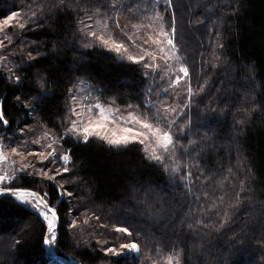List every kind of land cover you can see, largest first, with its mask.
<instances>
[{
	"label": "trees",
	"instance_id": "trees-1",
	"mask_svg": "<svg viewBox=\"0 0 264 264\" xmlns=\"http://www.w3.org/2000/svg\"><path fill=\"white\" fill-rule=\"evenodd\" d=\"M113 2L115 9L105 7L108 0H0V19L20 13L25 24L0 31V39L8 38L0 47V108L8 121L0 123V139L37 149L44 131L57 132L56 156L42 164L51 172L69 169L57 181L25 171L10 183L47 194L59 216L56 254L80 264H150L173 250L181 264H264V0H172L169 12L168 0ZM97 9L147 24L146 9L148 16H162L166 28L174 10L177 55L192 89L190 102L187 87L180 109L167 117L180 136L178 171L172 161L165 170L147 159L138 144H84L64 132L71 90L80 80L92 100L143 111L147 89L154 113L167 98V79L158 69L146 82L141 65L84 47L81 21ZM109 27L115 29L111 20ZM68 149L64 165L59 157ZM58 183L71 195L59 194ZM72 221L78 226L70 227ZM46 224L28 203L0 195V264H64L45 247ZM131 240L139 242V254L106 251Z\"/></svg>",
	"mask_w": 264,
	"mask_h": 264
},
{
	"label": "snow or ice",
	"instance_id": "snow-or-ice-1",
	"mask_svg": "<svg viewBox=\"0 0 264 264\" xmlns=\"http://www.w3.org/2000/svg\"><path fill=\"white\" fill-rule=\"evenodd\" d=\"M154 2L159 4L160 0H154ZM171 4L172 0H168V4L164 9L165 12H169ZM105 7L115 9L117 6L113 0H108V4L105 5ZM131 7L132 6L129 5V8ZM143 12L145 19L151 23L144 24V21H140L139 17H134V19H137L139 22L137 24H132V28L138 30L143 24L144 27L151 30L152 25L157 20L163 19V17L158 13L148 16L146 9H144ZM170 14L173 16V22L168 25L167 30H165L163 25H160L159 30L154 33L156 37L155 39H151V37L143 39L138 45L136 41L124 31V28H127L128 25H125L124 28H120V22L118 19L111 18L106 13H102L99 9H97V11L94 12L92 16H88V20L93 21L91 24L81 21V23H84V29L81 30L82 34L84 37L88 38V43H85L84 47L88 48L96 45L106 51L121 55L122 59H126L129 62L141 65L144 69L148 70L147 72L142 73L145 81L148 82L152 73L156 72V70L160 68V65L156 63L157 59L164 61V69L162 70L164 72L170 70V65L168 64L169 60H181V56L177 55L179 50L177 48L178 42L175 39L176 27L174 23V10L171 11ZM32 15L35 16L36 13L33 12ZM94 16H99L100 19L93 20ZM22 19L23 16L20 13H13L11 16L3 19V25L13 28L16 26L24 28L25 24L20 22ZM14 20L16 21L15 25L12 23ZM109 20H111V23L115 26V28L120 29V33L124 37L123 40L119 39V37L115 34L114 29L109 27ZM85 29H88V31H85ZM0 31H3L2 27H0ZM105 33L109 34L106 36ZM7 39V36H5L4 39H0V47L5 46V40ZM125 40L127 43H125ZM149 43L155 45L156 49H158L162 55L158 57L156 55V50L148 51L145 46ZM129 47H131L134 51L138 50L142 54H129ZM165 48H167V51H165ZM168 53H171V55L169 56ZM188 77V68L180 66L171 78L170 87L181 84ZM156 78L159 79L162 77L158 76ZM151 91V88L146 90L145 100L142 102L144 104V111H139L140 105H127L124 110L108 109L110 115H105L107 106H102L100 103H95L91 106H88V111L93 113L91 118L88 120H84L83 118L77 120L75 117H82V113L75 108L72 109V118H70L67 136L71 139H77L80 143L84 144H87L89 140H100L107 145L116 148H126L130 144H138L141 147V151L146 154L147 159L160 164L165 168V170H168L170 167H172V165L168 163V161H172L175 164V167H172V171H178L180 164L176 155V150L180 143V136L176 132V129H174L172 126L175 121H169L167 118V113L175 112L176 108L169 106L167 109H157L154 113L153 109L148 107L147 104L149 98L147 93H150ZM187 92L189 94L187 99L190 102L192 94L190 85L187 89ZM73 99L75 100L76 97L74 96ZM185 107H187V105H185ZM121 111L124 113V115H117V113ZM161 111L164 113L163 115L159 114ZM0 123H3L4 125L8 124V121L4 119L2 108H0ZM137 126L139 130H137ZM182 130L183 129H181V131ZM45 136L47 137L48 134L46 133ZM64 137L65 133L62 132L60 134V141H63ZM190 143H194V141ZM61 146L63 145L61 144ZM47 147L52 149V151H50L48 156L44 157V159H48L49 157L55 158L56 152L55 149L52 148V144H48ZM11 150L16 151L15 149ZM29 155H32V153H29ZM38 155H42V153ZM70 157L71 149H68L64 154L60 155L59 159L64 165H67V163L70 161ZM0 159H3L5 162L8 160L6 156L0 157ZM41 163H43V160H41ZM17 171L24 173L26 171V167L18 169ZM39 171L43 173L44 176H48V171H51V168H49L48 171H45L44 169H40ZM68 171L69 169L66 166L62 171L57 169L52 176L48 177V179L55 180L57 175L63 176ZM191 175V172L185 171V177H191ZM6 181H9L7 173L0 175V185H4V187L0 189V195L10 194L17 198L19 202L28 203L30 206L34 207L38 214L47 221L46 237L43 242L46 246H53L58 239L56 225L54 223L56 219V213L54 209L48 207L47 202L44 199V196L47 194L45 193L44 195H39L36 192L24 191L14 183L6 184ZM241 185H243V181H241ZM242 190L243 187H241V191ZM58 192L61 195H71V193H67L66 190L64 192H60L59 188ZM219 200L221 203H223L224 196H220ZM236 200H239V192L236 193ZM212 207L215 208L217 205L213 203ZM50 214L51 218H49ZM228 218V212L225 211L224 218L220 224L221 227L223 226V223L227 222ZM97 219H99V217H97ZM69 226L77 227L78 225L75 223V221H72L70 222ZM205 227H208V225H205ZM115 230L117 232L124 233L126 236H132V232L126 227H118ZM119 248L134 252H140L141 250L140 244L136 240L122 243L119 245ZM106 251L114 255L121 254L116 248L112 247H109ZM167 264H181L180 253L173 250V253L167 257Z\"/></svg>",
	"mask_w": 264,
	"mask_h": 264
},
{
	"label": "rangeland",
	"instance_id": "rangeland-1",
	"mask_svg": "<svg viewBox=\"0 0 264 264\" xmlns=\"http://www.w3.org/2000/svg\"><path fill=\"white\" fill-rule=\"evenodd\" d=\"M13 13H11L8 16L0 19V27H2V28L5 27V25H3V19L11 16ZM92 15H93V13H90V14H87L85 17H83L84 23L91 24L93 21L88 20V16H92ZM107 15H108V13H107ZM96 19H100V17L94 16L93 20H96ZM116 19H118L120 22V28H124V25H128V27H129V25L130 26L132 25V23L129 24L130 20L128 17H122V20H121L120 16H117ZM84 23L82 25V28H84ZM148 23H151V22L148 21ZM160 25H163L165 30H167V28L164 25L163 20H157L152 25L151 30L147 29L142 24L138 30L134 29L132 27H129L130 30H128V31L124 30V31L127 32L128 35L131 36L132 39L135 40L136 43L139 45L143 39H147L149 37H151V39H155L156 37H155L154 33L159 30ZM109 26H110V20H109ZM86 30L88 31V29H86ZM114 32L119 37V39H121L120 29L115 28ZM108 34L109 33H105L106 36ZM125 43H127V41H125ZM145 47L147 48L148 51L156 50V55L158 57L162 55V53H160L159 50L156 49V46L151 44V43H149ZM165 51H167V48H165ZM129 54L139 55L142 53L141 52H129ZM168 55L170 56L171 53H168ZM156 63L160 65V68L158 70L160 71L161 75L164 76L165 79H167L166 81L168 83V85H167L168 87H166V89L168 91L167 92V98L164 100V102H162L159 105V109H167L169 106H173L176 108V111H178L181 107V104H180L181 95L184 93L185 89L188 87V83H190V77L186 78L181 84L170 87L171 78L176 73V70L180 66H184V65H182L180 63V61H176L175 59H171L168 61V64L170 65V70L164 72V71H162L164 69V61L161 59H157ZM85 89H86V85L84 84V81L80 80L78 83H76L72 87V90H71V93H72V96H71L72 109L75 108L82 113V117H75L77 120H79L81 118H83L84 120H88L89 118H91L93 116V113H90L88 111V106H91L95 103H100L102 106H107L106 111H105V115H110V112L108 111V109L124 110L127 107V106H120V105H118V104H116L110 100H106V99L97 98V99L92 100L85 93ZM74 96L76 97L75 100L73 99ZM139 111H143V110H141L139 108ZM175 112H168L167 117L168 118L171 117ZM159 114L163 115L164 113L161 111ZM117 115H124V113L121 111V112L117 113ZM70 118H72V114L69 117V121L67 123V126L64 128V132H67V129L69 127ZM122 127H123V125H122ZM137 130H139L138 126H137ZM46 133L48 134L47 137L45 136ZM57 135H58V133L54 132V131H50V130L44 131L38 137L39 140H42L44 145L41 148H37V149L25 148V147L18 145V144L11 145L9 142H6L3 139H0V157L6 156L8 158L7 162H5L3 159H0V175H4L5 173H7L8 177H9V181H6L5 183L6 184L10 183L19 173H21V172L17 171L18 169H21V168L26 167V171L31 172V173L35 172V173L43 174L39 171L40 169H44L45 171H48L49 168L44 166L41 163V160L44 161L45 160L44 157H47L48 153L50 151H52V149L48 148L47 145L51 144L53 140H56ZM11 149H15L16 151H12ZM29 153H32V155H29ZM40 153H42V155H38ZM54 173L55 172L48 171V177L52 176ZM55 181H57L56 178H55ZM58 185L61 188V192H64L65 189L62 188L61 184L58 183ZM3 187H4V185H0V189H2ZM24 191H31V190H24ZM52 208L55 210L54 207H52ZM49 218H51V214H50ZM56 231H57V229H56ZM127 242H129V241H123L122 243H127ZM55 246H56V242L53 246H46L47 251L53 256L57 255L56 251H55ZM111 247L115 248L114 245ZM116 249H117V251L122 252V253H130V254H139L140 253V252H134V251H127V250L120 249V248H116ZM140 249H141V246H140ZM169 255H171V254H166L162 258L153 257L150 260V264H167V257ZM61 260L63 263H66L65 260H63V259H61Z\"/></svg>",
	"mask_w": 264,
	"mask_h": 264
},
{
	"label": "water",
	"instance_id": "water-1",
	"mask_svg": "<svg viewBox=\"0 0 264 264\" xmlns=\"http://www.w3.org/2000/svg\"><path fill=\"white\" fill-rule=\"evenodd\" d=\"M21 188V190H31V189H27V188H23V187H20ZM31 191H33V190H31ZM33 192H36V191H33ZM38 193V192H37ZM39 195H41L40 193H38ZM45 199V198H44ZM46 200V199H45ZM47 202V201H46ZM47 205H48V207H51V205H49V203L47 202ZM52 208V207H51ZM53 209V208H52ZM55 211V210H54ZM55 213H56V219H55V225H56V229H57V226H58V223H59V216H58V214H57V212L55 211ZM45 237H46V235H45ZM45 247H46V245H45ZM56 257H58V258H61V259H63V260H65V261H67L66 263H64V264H80L79 262H77V261H75V260H70V259H68L67 257H65V256H62V255H60V254H57V255H55ZM71 261H75L76 263H71Z\"/></svg>",
	"mask_w": 264,
	"mask_h": 264
},
{
	"label": "bare ground",
	"instance_id": "bare-ground-1",
	"mask_svg": "<svg viewBox=\"0 0 264 264\" xmlns=\"http://www.w3.org/2000/svg\"><path fill=\"white\" fill-rule=\"evenodd\" d=\"M54 223H55V221H54ZM67 262V261H66ZM71 263H76L75 261H71Z\"/></svg>",
	"mask_w": 264,
	"mask_h": 264
}]
</instances>
